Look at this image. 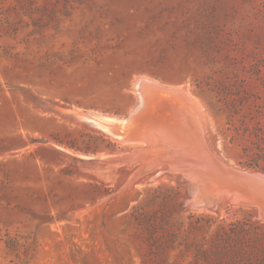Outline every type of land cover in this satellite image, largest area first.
Returning <instances> with one entry per match:
<instances>
[{"label":"rangeland","instance_id":"rangeland-1","mask_svg":"<svg viewBox=\"0 0 264 264\" xmlns=\"http://www.w3.org/2000/svg\"><path fill=\"white\" fill-rule=\"evenodd\" d=\"M138 78L172 125L153 148L76 114L125 118ZM258 140L264 0H0V264H264L260 209H193L185 177L208 155L264 176Z\"/></svg>","mask_w":264,"mask_h":264},{"label":"water","instance_id":"water-1","mask_svg":"<svg viewBox=\"0 0 264 264\" xmlns=\"http://www.w3.org/2000/svg\"><path fill=\"white\" fill-rule=\"evenodd\" d=\"M142 86L145 88V93L152 92L154 88L148 81H144L143 78L134 80L132 89L136 93L137 101L124 118L126 126L129 125L131 118L138 115L144 108L145 95ZM76 114L82 119L93 115V113L86 111L76 112ZM119 130L122 129L119 127ZM141 130L144 129L139 128L138 134L140 137L143 134ZM134 132L137 134L136 131ZM198 142L196 140V144ZM206 164L203 168L187 169L185 171V177L196 185L194 192H190L192 194L191 203L194 202V204H197L203 201L212 202L218 197L227 196L231 199L257 206L264 215L263 175L235 170L209 155L206 159Z\"/></svg>","mask_w":264,"mask_h":264},{"label":"bare ground","instance_id":"bare-ground-1","mask_svg":"<svg viewBox=\"0 0 264 264\" xmlns=\"http://www.w3.org/2000/svg\"><path fill=\"white\" fill-rule=\"evenodd\" d=\"M144 81H151L150 79H145L143 78ZM155 81V80H154ZM142 82V80H141ZM155 83V82H154ZM160 85V84H159ZM158 86V85H157ZM159 87V86H158ZM164 87V86H163ZM155 88V87H154ZM153 88V89H154ZM161 88V87H160ZM172 88V87H171ZM173 88H176V87H173ZM157 89V87H156ZM162 89H165V88H162ZM142 90L144 92V98H145V106L143 108V110L138 113V115H136L135 117H133L131 120H130V123L128 126H126V130L125 131H122V130H119L117 128H115L113 126L114 123H117V125L120 123V124H125V119H116L115 117H110V116H105V115H102V114H98V113H93V115L89 116L88 118H81L83 121L87 122L89 125L92 126V128L94 127L95 129H97L99 132H101L102 134L105 135V137L109 138L110 140L116 142L118 145L120 146H137V145H145L146 148H150L149 146L152 147V145H150L151 142L148 141V138L151 137V136H147V133H144L145 135L143 137H140L139 134H138V131H139V128H142L144 130H147L149 129L150 131V127L152 125H155V126H162L167 129V130H170L172 125H170L171 123H168L167 121H165V117H161L158 116L157 112H158V104L160 102V100H158L157 97L154 96V94H150L149 92L148 93H145V88L144 86H142ZM168 90V88H167ZM172 90V89H171ZM175 90V89H174ZM182 90V89H181ZM157 91V90H156ZM163 91V90H162ZM180 91V90H178ZM185 91V90H184ZM177 92V90H176ZM157 93H160V92H157ZM174 93V92H173ZM164 93H162V96ZM175 94V93H174ZM184 95V94H183ZM182 95V96H183ZM158 96V95H156ZM161 96V94H160ZM172 96V95H171ZM180 96V97H182ZM189 96V95H188ZM159 97V96H158ZM173 97V96H172ZM179 98V97H178ZM160 99V98H159ZM171 99V98H170ZM188 99V97H187ZM186 99V100H187ZM181 100V99H180ZM179 100V101H180ZM167 101H169L167 99ZM172 101V100H171ZM185 101V100H184ZM163 102V101H162ZM166 102V101H165ZM176 104V103H175ZM181 104V103H180ZM190 104V103H189ZM171 106V105H170ZM174 106V105H173ZM161 107V106H160ZM177 107V106H176ZM164 108V107H163ZM167 108V106H166ZM175 108V107H174ZM178 108V107H177ZM169 109V108H168ZM167 109V110H168ZM163 110V109H162ZM198 110V109H197ZM161 111V109L159 110ZM88 113H91V112H88ZM161 114V113H160ZM172 114V113H171ZM200 114V113H199ZM202 115V114H201ZM175 117V116H174ZM114 118V119H113ZM171 118V116L169 117ZM202 121V120H201ZM168 123V124H166ZM165 124V125H164ZM90 127V126H89ZM125 127V126H123ZM169 127V129H168ZM152 128V127H151ZM154 128V127H153ZM122 129V128H121ZM155 129V128H154ZM136 131L137 134L134 132ZM152 132V130H151ZM156 132V131H155ZM150 132H148L149 134ZM166 133V131L164 132ZM158 134V133H157ZM156 134V135H157ZM174 135V133H173ZM153 136V134H152ZM166 137V135H164ZM167 136H168V133H167ZM169 136H172L171 134H169ZM158 137H159V141L162 140H170L171 142V145L173 148H182V147H186V145H183L177 141V139L175 138H170V137H166L165 139L163 138V136H160L158 134ZM174 137V136H173ZM156 138V137H155ZM150 140V139H149ZM156 140V139H155ZM148 141V142H147ZM158 141V140H157ZM156 141V142H157ZM167 142V141H166ZM164 144V143H162ZM161 144V145H162ZM190 144V143H189ZM187 145L189 146V149H190V146H192L191 144L190 145ZM167 145V144H166ZM163 146V145H162ZM136 148V147H135ZM153 148V147H152ZM168 148V147H167ZM187 148V147H186ZM147 150V149H146ZM160 150H162L164 152L163 149L160 148ZM173 150V149H171ZM175 150V149H174ZM153 151V150H152ZM139 152V151H138ZM134 153V151H133ZM132 153V156H135L133 155ZM136 153V152H135ZM162 154V152H159ZM165 153V152H164ZM158 154V153H157ZM143 156V155H142ZM136 158V157H135ZM133 159V158H132ZM138 160V159H137ZM144 160V159H143ZM140 162V161H139ZM142 162V161H141ZM191 182V181H190ZM196 189V185L191 182V192H194V190ZM224 199H227V198H224V197H218L215 201H212V202H206V201H203V202H198L197 204H194L191 203V207H193V209L195 208L196 210L197 209H200V210H207L209 208H212L213 206H216L217 204H219V202L223 201ZM235 201V200H234ZM245 203V202H244ZM240 205V204H239ZM260 215V214H259Z\"/></svg>","mask_w":264,"mask_h":264},{"label":"trees","instance_id":"trees-1","mask_svg":"<svg viewBox=\"0 0 264 264\" xmlns=\"http://www.w3.org/2000/svg\"><path fill=\"white\" fill-rule=\"evenodd\" d=\"M256 152L251 156L250 162H247L248 167H256L264 172V164H260L259 160L264 161V144L260 140L255 142Z\"/></svg>","mask_w":264,"mask_h":264}]
</instances>
